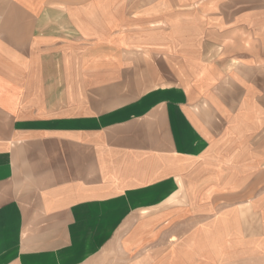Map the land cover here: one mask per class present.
I'll use <instances>...</instances> for the list:
<instances>
[{
    "label": "crops",
    "instance_id": "obj_1",
    "mask_svg": "<svg viewBox=\"0 0 264 264\" xmlns=\"http://www.w3.org/2000/svg\"><path fill=\"white\" fill-rule=\"evenodd\" d=\"M125 262L264 264V0H0V264Z\"/></svg>",
    "mask_w": 264,
    "mask_h": 264
},
{
    "label": "rangeland",
    "instance_id": "obj_2",
    "mask_svg": "<svg viewBox=\"0 0 264 264\" xmlns=\"http://www.w3.org/2000/svg\"><path fill=\"white\" fill-rule=\"evenodd\" d=\"M121 253H123V255H122V257L126 260L127 258H125V257H129V255L127 254V253H125V252H123L122 250H121ZM125 256V257H124ZM125 264H127L126 262H125Z\"/></svg>",
    "mask_w": 264,
    "mask_h": 264
}]
</instances>
